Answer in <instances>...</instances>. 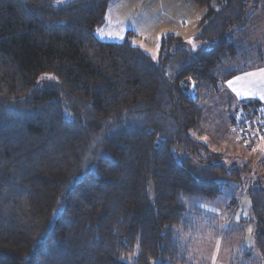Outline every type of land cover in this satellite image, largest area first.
Returning a JSON list of instances; mask_svg holds the SVG:
<instances>
[{
    "label": "trees",
    "instance_id": "obj_1",
    "mask_svg": "<svg viewBox=\"0 0 264 264\" xmlns=\"http://www.w3.org/2000/svg\"><path fill=\"white\" fill-rule=\"evenodd\" d=\"M109 1L0 0V264H194L195 234L239 208L243 164L192 134L208 96L264 67L262 0H191L206 8L198 47L167 32L156 59L131 30L95 37ZM255 102L234 114L240 136L241 117L264 125ZM250 178L238 226L264 257V184Z\"/></svg>",
    "mask_w": 264,
    "mask_h": 264
},
{
    "label": "rangeland",
    "instance_id": "obj_2",
    "mask_svg": "<svg viewBox=\"0 0 264 264\" xmlns=\"http://www.w3.org/2000/svg\"><path fill=\"white\" fill-rule=\"evenodd\" d=\"M62 1L65 0H59ZM259 9L262 11L253 10L251 14L254 18L261 15L264 19V0ZM205 10V6L191 0H110L105 23L94 30V35L102 41H118L123 40L127 31L131 30L133 34L128 36L129 42L141 48L152 59H156L159 55L160 38L167 32L180 36L191 50L196 49L199 42L194 40V35ZM259 25L262 26L258 29V35L263 37L261 42L264 45V22ZM250 28L247 25L241 32L245 34L252 30ZM253 39L257 40L256 36ZM262 73L264 72L261 70L257 71L250 75L251 79L260 84L257 79ZM189 82L190 88L193 89L196 86L195 79L191 78ZM257 94L261 97L260 100L264 101V87ZM228 103L230 102L223 94L208 96L204 102L200 133H193L192 136L205 143L209 151L219 153L224 161L243 164L244 174L247 173L243 182L245 190L249 184L248 177L261 178L264 184V141L256 142V146L254 144L251 147L240 142L238 128L233 121L240 105L235 102ZM251 154L255 157L252 158ZM237 194L239 208L231 217L224 219V215L216 211L219 225L215 229L195 234L189 251L194 264H264V257L254 246L253 225L238 226V217L241 213H249L250 202L243 190H238ZM242 244H249L253 250L252 257L246 262L235 259Z\"/></svg>",
    "mask_w": 264,
    "mask_h": 264
},
{
    "label": "crops",
    "instance_id": "obj_3",
    "mask_svg": "<svg viewBox=\"0 0 264 264\" xmlns=\"http://www.w3.org/2000/svg\"><path fill=\"white\" fill-rule=\"evenodd\" d=\"M255 69L256 70H252V69L248 70L247 72H243L241 74H238L237 76L230 79L224 86H222V88L218 92V94H223L225 96V98L227 99V101L230 102L228 104L235 102L236 105H238V106L240 105V108H243L242 104H244L245 102H250L253 100L256 101L253 104L264 108V101H261L260 100L261 97L257 94V92L261 91L264 87V85H263L264 84V73H262L260 78L257 79L260 84L256 83L255 79H251V76L249 75V74L257 73V71H259V70H264V67L255 68ZM244 74H245V76H244ZM246 74H248V75H246ZM253 88H255V90H253ZM248 109H249L248 113H250V112H252L254 107L249 105ZM240 137L241 136L239 135V140H240ZM253 145H251V146H253ZM248 146H250V145H248ZM254 146H256V144ZM251 155L253 158L254 155L253 154H251ZM255 164H256V161H255ZM249 179H251V178L248 177V180ZM243 192L247 195L246 189L245 190L243 189Z\"/></svg>",
    "mask_w": 264,
    "mask_h": 264
},
{
    "label": "built area",
    "instance_id": "obj_4",
    "mask_svg": "<svg viewBox=\"0 0 264 264\" xmlns=\"http://www.w3.org/2000/svg\"><path fill=\"white\" fill-rule=\"evenodd\" d=\"M258 118H260L258 115L256 117L246 115L235 122L247 144L264 141V125L260 124Z\"/></svg>",
    "mask_w": 264,
    "mask_h": 264
},
{
    "label": "snow or ice",
    "instance_id": "obj_5",
    "mask_svg": "<svg viewBox=\"0 0 264 264\" xmlns=\"http://www.w3.org/2000/svg\"><path fill=\"white\" fill-rule=\"evenodd\" d=\"M58 2H59V0H58ZM109 34L111 35V33H109ZM117 35H119V34H117ZM261 71L264 72V70H261ZM249 75H254V74H249ZM46 78H48V79H55V77H46ZM262 98H264V97H262ZM249 231H251V229H249Z\"/></svg>",
    "mask_w": 264,
    "mask_h": 264
}]
</instances>
